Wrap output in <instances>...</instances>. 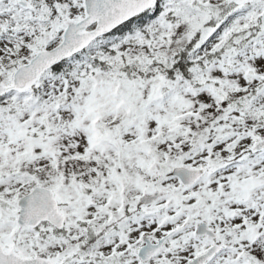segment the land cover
<instances>
[{
	"label": "snow or ice",
	"instance_id": "obj_1",
	"mask_svg": "<svg viewBox=\"0 0 264 264\" xmlns=\"http://www.w3.org/2000/svg\"><path fill=\"white\" fill-rule=\"evenodd\" d=\"M0 264H264V0H0Z\"/></svg>",
	"mask_w": 264,
	"mask_h": 264
}]
</instances>
